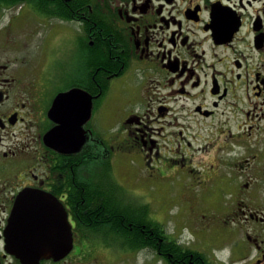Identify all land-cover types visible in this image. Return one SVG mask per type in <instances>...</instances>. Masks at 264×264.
Segmentation results:
<instances>
[{"label":"flooded vegetation","instance_id":"obj_1","mask_svg":"<svg viewBox=\"0 0 264 264\" xmlns=\"http://www.w3.org/2000/svg\"><path fill=\"white\" fill-rule=\"evenodd\" d=\"M0 264H264V0H0Z\"/></svg>","mask_w":264,"mask_h":264},{"label":"rangeland","instance_id":"obj_2","mask_svg":"<svg viewBox=\"0 0 264 264\" xmlns=\"http://www.w3.org/2000/svg\"><path fill=\"white\" fill-rule=\"evenodd\" d=\"M28 19L27 14L22 13L21 15L18 16V18L14 22V28L13 30L18 31V28L23 24V22ZM19 26V27H17ZM30 26V27H29ZM27 27H29L30 31L33 30V25L29 24ZM116 90H117V85L116 82L114 83V88L113 92L111 93L110 96V102L113 101L116 98ZM115 158V156H113ZM116 158L114 159L115 163ZM130 169V168H129ZM129 171V170H128ZM127 171V167L120 163V179L124 182V184L128 187L133 186V179L132 177V172L129 173ZM132 171V170H131ZM126 197L129 198L132 201H135L134 199L131 198L129 195L128 191L136 192L140 194L141 196L148 195V194H154L152 196L154 204H153V213H155L156 220L160 223L161 221L163 224L166 226V228L170 229L172 231V228L175 227L177 230H180V232H183V238L188 239L189 234L186 232V230L183 229V225L181 223V213H180V208L174 205L173 203H170L169 201V189H124ZM155 198V199H154ZM120 200H123L120 197ZM126 201V200H125ZM124 201V202H125ZM210 247H206L208 250ZM207 252V251H206ZM139 261H143L144 258L142 256L138 257Z\"/></svg>","mask_w":264,"mask_h":264},{"label":"water","instance_id":"obj_3","mask_svg":"<svg viewBox=\"0 0 264 264\" xmlns=\"http://www.w3.org/2000/svg\"><path fill=\"white\" fill-rule=\"evenodd\" d=\"M41 201V197L38 196L37 194L34 195V194H30L29 192L28 193H25L23 194L21 197H19L18 201L16 202V206H15V213L13 215V222H12V226L14 228L16 227H23L24 228V233H26L27 235H30L31 232H34L38 237H41V239L39 238L37 241H42L40 245H43V242L44 243H47L46 240H42V239H47L48 234L46 235L44 233V236L41 232V229L45 226L41 220H39L38 217L35 218V220L33 221H27L25 218H28V216H26V214L24 213H27L28 211L30 210H38V209H41L39 208H34L32 206H30V202H40ZM25 203H28L27 205ZM31 218L34 219V216H31ZM37 219V220H36ZM60 237H61V240H51L48 242H50L51 244H55L57 245V247H55L53 250H55L56 254H57V257H55L56 260H61L63 258H65L71 251L72 249V240L71 238L65 236L63 234V232L60 233ZM34 238H30L29 240H32ZM40 252H47V248H43L42 246H39V249H38Z\"/></svg>","mask_w":264,"mask_h":264},{"label":"trees","instance_id":"obj_4","mask_svg":"<svg viewBox=\"0 0 264 264\" xmlns=\"http://www.w3.org/2000/svg\"><path fill=\"white\" fill-rule=\"evenodd\" d=\"M126 207H127V206H125V208H126ZM124 212H125V215H126L127 217H129V216H133V215L130 213V211L127 210V208L124 210ZM120 235H123V236L125 237L126 241H128V242H136L137 240H139V238L137 237V235L135 234V232L131 233L130 229L127 228V227L124 226V225H121V226H120ZM171 248H172V252L175 253V252H176L175 250L177 249V247H175V242H173Z\"/></svg>","mask_w":264,"mask_h":264}]
</instances>
